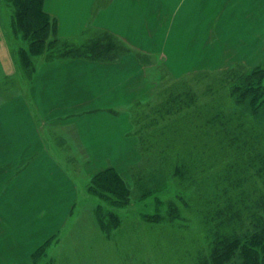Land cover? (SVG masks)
<instances>
[{"label":"crops","instance_id":"crops-1","mask_svg":"<svg viewBox=\"0 0 264 264\" xmlns=\"http://www.w3.org/2000/svg\"><path fill=\"white\" fill-rule=\"evenodd\" d=\"M44 9L62 38L104 30L133 51L117 61L43 62L29 91L0 105V264H31L79 201L77 175L44 132L50 123L82 139L65 140L88 155L78 173L111 165L125 173L137 159L129 109L156 89L144 56L163 59L176 75L264 61V0H45Z\"/></svg>","mask_w":264,"mask_h":264},{"label":"trees","instance_id":"trees-1","mask_svg":"<svg viewBox=\"0 0 264 264\" xmlns=\"http://www.w3.org/2000/svg\"><path fill=\"white\" fill-rule=\"evenodd\" d=\"M8 1L14 6L13 30L26 42L19 48L25 68L35 69L33 56L117 61L133 51L120 37L104 30H92L95 34L83 44L78 37H60L55 18L44 9L45 0ZM259 66L241 79L242 85L230 87L231 97L240 94L236 102L250 98L253 114H258L264 95V69ZM189 85L187 80L176 79L171 90L160 95L162 103L150 119L153 126L159 119L168 118L166 123L151 133H138L139 152L155 153L162 160L160 169L176 181L179 195H188L186 204L206 237L203 245L190 237V247H173L182 242L176 240L171 246L175 249L171 262L264 264V126L241 118L233 109L226 112L220 99L198 103L197 92ZM139 164L131 165L130 170ZM92 180L95 190L114 195L116 204L129 201L131 187L114 167H107ZM167 204V215L158 211L151 218L177 223L179 206L173 199ZM110 219L119 224L117 216L112 214ZM110 226L103 224L105 230ZM46 244L33 253L34 264H41L37 260Z\"/></svg>","mask_w":264,"mask_h":264},{"label":"rangeland","instance_id":"rangeland-1","mask_svg":"<svg viewBox=\"0 0 264 264\" xmlns=\"http://www.w3.org/2000/svg\"><path fill=\"white\" fill-rule=\"evenodd\" d=\"M208 5L211 4L208 2ZM208 12L210 16L211 7ZM13 16V4L8 0H0V105L29 91L35 72L41 63L63 59L56 54L50 59L33 56L34 71L32 67H23L19 48L25 46L26 42L21 35L14 32ZM94 34L92 30L86 31L78 37L79 42L83 44L89 41ZM140 57L142 59L143 54L140 53ZM142 60L145 65L153 68L149 79L152 78L150 80L156 85V89L151 98L139 100L129 109L131 128L129 135L134 136L137 143L139 134L151 133L166 123L168 118L159 119L158 125L153 126L154 122L150 119L156 116L155 108L162 103L160 95L166 90H171L172 83L178 78L187 80L189 86L193 87L198 95V103L206 104L220 99L219 103L224 105L223 109L226 112L233 109L241 118L250 119L253 124L264 126V95L260 99V102H263L258 114L251 112L250 98L239 103L236 102L240 98L239 92L236 93L235 98L230 96V87L242 85L241 79L253 74L259 65L255 67L236 65L218 72L197 71L188 75H176L168 71L161 58L144 56ZM259 67L264 69V61ZM149 101L151 104L148 103ZM50 124L53 125H49L48 129L44 128V132H48V138L50 137L56 149L59 147L58 156L61 157L66 168L77 175L80 198L65 228L53 235L48 240L49 243H45L47 246L38 258V262L41 264H172L175 249L171 246L176 240L182 242L181 244L177 242L173 247L182 245L190 247L188 239L192 236L198 242L197 245L205 244L206 237L186 204L185 199L188 195L178 194L181 188L177 186L171 175L162 172L160 169L162 160H157L155 153L143 155L136 145L137 159L132 165L140 164L133 171L129 166L128 170L122 173L131 187L130 199L127 203L116 204L117 198L114 195L96 191L93 187L92 179L99 172L91 177L78 173L88 155L74 153L70 144L65 145L67 142L65 140L74 139L80 146L82 139L69 135L77 134L74 131H66V133L64 129L59 130L57 123ZM171 199L179 206L182 219L176 220L177 223L174 224L168 220L159 222L152 219L151 217L158 211L162 214L167 213L169 204L167 202H171ZM112 214L118 217L117 226L116 222L110 219ZM106 223L111 225L110 229H104L103 224ZM17 257V260H23L22 256ZM31 260V264H34L33 254Z\"/></svg>","mask_w":264,"mask_h":264}]
</instances>
